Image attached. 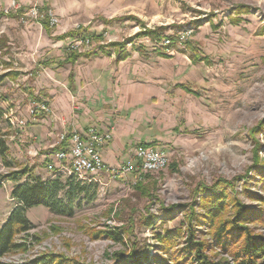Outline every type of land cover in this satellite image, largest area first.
I'll return each mask as SVG.
<instances>
[{
  "label": "rangeland",
  "instance_id": "374dc122",
  "mask_svg": "<svg viewBox=\"0 0 264 264\" xmlns=\"http://www.w3.org/2000/svg\"><path fill=\"white\" fill-rule=\"evenodd\" d=\"M83 2L56 0L49 6L39 1L24 5L19 0H0V12L17 15L0 17V38L8 39L0 72L18 74L16 79L6 78L0 88V108L7 111L13 107L26 121L25 126H12L5 119L0 122V130L7 135L10 158L17 169L29 167L46 178L53 154L45 158L48 149L44 143L49 140L42 132L46 123L43 116L52 126L72 123L77 118L74 112L53 119L48 116L51 111L42 110L30 116L29 107L36 102L52 110L50 103L55 99L73 110L78 100L69 89V73H76L78 86L82 75L89 76L87 69L98 64L94 70L99 74L107 66L105 62L113 60L109 66L114 65L119 54L126 57L121 62L120 77L111 78L105 70L108 73L102 78L113 82L119 78L121 82L120 102L124 105L116 117L122 130L131 135L126 140L129 156L120 164L134 159L139 143H152L167 151L169 162L156 171L137 169L118 176L110 170L102 171L94 180L98 183L94 199L77 200L73 215H60L43 205L29 208L27 218L33 226L16 236L17 243H26L25 248L9 252L1 258L3 263L24 264L40 256L56 255L60 264H108V253L125 248L103 231L130 226L134 220L133 236L152 246L155 231L178 226L184 219L177 208L166 209L190 202L200 183L233 180L235 189L230 192L249 205L257 202L246 197L245 187L264 195V127L260 126L264 120V0H144L130 10L138 14V20L126 18L107 24L97 7L93 11L88 0ZM45 11L52 17L51 26L58 35L86 25L97 32L104 30L107 42L120 41L125 46L121 51L117 49L115 56L114 47L98 50L92 64L79 59L77 65L60 66L65 47L80 46L79 41L54 40L39 22V15ZM161 25L168 27L166 34H175L173 45L162 43L168 38L155 43L136 35L143 28ZM183 31L191 33L181 40L178 36ZM148 58L152 60L149 68L155 84L147 89L137 79L149 69L143 65ZM4 61L9 65L5 66ZM135 93L151 96L133 106L128 99ZM53 131L57 132V141L61 133L67 132L57 127ZM255 139L261 143L258 153L262 162L258 165L254 161ZM13 169L0 162V228L17 204L11 193L14 182L2 178ZM141 185L150 190L152 201L140 192ZM147 215L152 218L151 226L141 221ZM256 229L264 233L263 227Z\"/></svg>",
  "mask_w": 264,
  "mask_h": 264
},
{
  "label": "trees",
  "instance_id": "16d2710c",
  "mask_svg": "<svg viewBox=\"0 0 264 264\" xmlns=\"http://www.w3.org/2000/svg\"><path fill=\"white\" fill-rule=\"evenodd\" d=\"M19 11L22 12L23 10ZM16 12L18 13V10ZM5 14L4 11H1L0 17ZM7 14L11 17L17 16L16 13ZM126 18L132 19L135 16L105 20V23ZM135 19L138 20V18ZM234 20L237 21L238 19ZM39 22L47 32L53 29L47 11L41 13ZM176 26L178 25L172 27L176 28ZM167 29L168 27L165 25L155 28H143L136 35L148 37L155 43H160L163 38H168L171 42L170 46L175 43V34H166ZM67 38L74 42L81 41V44L80 46L73 44L65 47L64 55L59 60L60 66L75 64L77 59L90 57L97 50H104L106 47H114L116 50L120 49L119 51H121V48L125 46L120 41L102 44L105 40L104 31L98 33L83 27L75 28L56 37L58 40ZM7 43L8 39L6 37L0 38V63H2L3 55L8 52L6 49ZM5 64V66L9 65L7 62ZM17 76L18 74L13 73V71L0 72V88L6 78L16 79ZM74 80L73 73H70L68 84L73 93L76 90L73 84ZM178 86H181L187 92H192L184 84ZM4 112L5 110L0 108V122L4 120ZM260 126L264 127V120ZM254 141L257 145L254 161L255 165H258L262 162L258 153L261 143L257 139ZM141 144L151 146L152 143ZM55 147L57 150L61 149L60 145ZM0 162L9 168H15L2 175L3 179L14 182L11 193L12 198L17 200V204L5 224L0 228V264H8L3 263L1 258L18 248H25L26 243H17L16 236L27 232L33 226L27 218L29 208L43 205L57 214L73 215L77 200L94 199L98 191V183L78 179L73 175H56L42 178L29 167L17 169V164L10 158L7 135L1 130ZM261 173L264 187V172ZM138 188L149 201H152V193L149 189L144 188L143 185ZM230 189H235L234 181L221 178L210 185L205 183L196 185L190 202L172 204L166 209L171 211L177 208L183 212V221L178 226L155 231V243L152 246L141 243L133 236V228L136 224L134 220L130 221V226L115 227L103 231L105 236L121 243L125 248V250L108 253V258L111 260L108 264H264V233L256 229V226L264 228V195H260L258 192H250L245 187L244 194L246 197L257 202L255 205H249L238 196L233 195ZM150 217V215L143 216L142 223L151 226L153 222ZM55 263L60 264L58 256L44 255L24 264Z\"/></svg>",
  "mask_w": 264,
  "mask_h": 264
},
{
  "label": "crops",
  "instance_id": "0c3cea01",
  "mask_svg": "<svg viewBox=\"0 0 264 264\" xmlns=\"http://www.w3.org/2000/svg\"><path fill=\"white\" fill-rule=\"evenodd\" d=\"M19 1H21L24 5H28L32 1L43 2V4L47 3V5L49 6L50 5L53 6L56 4V0H19ZM73 1L74 0H72V2ZM88 2H89L88 6L91 7L93 11H95V8L97 7L98 8L97 13L103 14V16H101L100 18L102 19V21L104 20L103 22L105 23V20H114L117 19L118 17H132V16L136 17V15L138 16V14L136 15L131 14L130 10L136 8V6L138 5H141V2H144V0H88ZM84 4L85 3L83 2L82 5ZM83 10L87 12V9H83ZM78 27L88 28V30L90 31L97 32L96 30H92L90 26H86V25H78L73 29H68L67 31H63L59 35L57 33H54L53 29L50 32H47L46 30L44 31L47 32L49 35L54 36V40L56 41H60V40L65 41L71 39L67 38L65 40L63 39L58 40L56 39V37L66 34ZM98 33H102V32H98ZM105 43H107L106 39L104 40V42H102V44ZM106 49H108V47H106ZM108 54L111 55V51H109ZM113 54L114 56L118 54L116 49L114 50ZM94 55H96V53H94L90 57H82L79 59H85L87 62L89 63L91 62L92 64L94 62L93 60ZM125 58L126 57L118 54L114 58L115 59L114 65L112 64L111 66H109V64L113 60H110L109 62L108 61L105 62L107 68L105 67L103 71L107 70L108 72H110V75H112L111 78H113L114 76L120 77L121 62ZM79 59H77V61L75 62L76 65L77 63H79ZM151 63L152 60L148 58L147 61H144L143 65L149 68V64ZM75 64H70V65H75ZM99 66L100 65L95 64L93 68L91 66V68L87 69V73L89 74V76L85 77L82 75L80 77L82 82H80L78 86L76 83L77 81V77L75 76L76 73L75 75L73 73L75 79L73 84L76 90H74V93L72 92V95L76 96V99L78 100V102L76 103L77 105L76 107L73 108V110L71 109V107H68V105H66L65 103H64L65 105L63 104V102L60 103V100H55V99L51 100L50 105L53 107V109L51 110V114L48 115L49 117L54 119V116L63 117L65 116V114L74 115L75 112V117L77 118V120L73 121L72 123L70 122L63 124L60 123L59 124L60 126H58V124H54L55 126H52V124L49 125L47 123V119H45L43 116L42 120L43 122L46 123H43L42 132L44 134L45 139L49 140L44 143V148L48 149L45 152V158L50 159L48 155L50 154L51 156L52 154H54L55 151H57V148L54 146L57 142V138H56L57 132L54 134L53 131L56 127L64 129V131L71 133L73 131L85 132L92 125H96L104 130L111 129L113 132L112 140L109 141L106 147H104V149L102 150V158L103 161H105L107 167H115L119 165L123 160H126L125 158L129 156L128 146H127L128 141L126 140L128 136L131 134L127 130H122V127L118 125L119 119H117L118 117H116L117 113L120 112L121 108L124 105L122 101H121L122 103L120 102L121 93L119 94V91L121 90V88H119V85L121 82L119 78L115 79V82L108 80L104 81L102 76L103 74L105 73L107 74L108 72L105 71L104 73H102L103 71L102 72L100 71L101 74L100 72L99 74H96L95 73L96 70H94V68H98ZM145 74L144 76L138 77L137 83L143 85V87L148 89L150 84H155L154 81L155 77L150 73V68L146 71ZM163 81H165V79L159 80V83L161 82L163 83ZM109 89L111 90V92L107 93ZM150 96L151 93L147 95L135 93L133 98L128 99V102H130L133 106H135L136 104L139 105L140 103L147 101ZM50 173L47 174V177L50 176Z\"/></svg>",
  "mask_w": 264,
  "mask_h": 264
},
{
  "label": "built area",
  "instance_id": "2783aa9c",
  "mask_svg": "<svg viewBox=\"0 0 264 264\" xmlns=\"http://www.w3.org/2000/svg\"><path fill=\"white\" fill-rule=\"evenodd\" d=\"M48 15L50 17L49 13ZM50 21L53 25L52 17H50ZM190 33L191 31H183L179 33L178 37L183 40ZM162 43L169 45L171 42L170 39H165ZM80 44L81 41H79ZM39 110L45 113L51 111L49 107L47 108V105L33 102L29 107L30 116H34ZM16 112L15 108H9L4 112V119L12 126H25L26 121L19 118L20 116L18 117ZM112 138L113 132L111 129L104 130L96 125L90 126L85 132L73 131L71 133H61L54 145H60L61 149L55 151L53 154V161L49 165V169L51 170L49 177L73 175L78 179L92 182L96 180V175L104 170H110L113 176H118L132 173L137 171V169L143 171L160 170L165 168L169 162L167 151L153 145L138 144L134 159L124 161L123 164L115 167H107L102 158V150Z\"/></svg>",
  "mask_w": 264,
  "mask_h": 264
}]
</instances>
